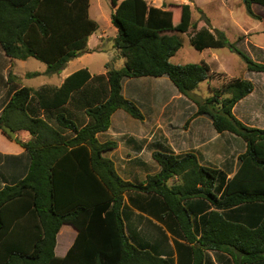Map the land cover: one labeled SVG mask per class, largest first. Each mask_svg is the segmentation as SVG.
Returning <instances> with one entry per match:
<instances>
[{"label": "trees", "instance_id": "16d2710c", "mask_svg": "<svg viewBox=\"0 0 264 264\" xmlns=\"http://www.w3.org/2000/svg\"><path fill=\"white\" fill-rule=\"evenodd\" d=\"M111 3L113 45L122 51V67L107 63L99 75L80 68L59 86L15 87L0 112V130L6 125L31 136L14 139L29 158L25 175L0 189V264H264V128L247 126L232 112L253 83L231 78L211 87L208 97L195 96L199 83L212 76L209 64L170 62L182 46L179 34L194 26L190 5ZM243 3L259 18L251 5L264 8V0ZM88 8L89 0H0V48L10 59L34 57L45 62L46 73H59L88 51L98 28ZM190 42L200 51L228 46L247 70L264 73V63L229 44L222 32L203 29ZM162 75L217 132L245 142L231 177L200 164L192 152L155 150L159 171L133 182L103 156L117 144L99 142L96 134L108 129L115 110L143 119L123 96L121 80ZM70 106L80 108L87 121L75 120ZM62 224L77 234L60 257L54 248Z\"/></svg>", "mask_w": 264, "mask_h": 264}, {"label": "rangeland", "instance_id": "374dc122", "mask_svg": "<svg viewBox=\"0 0 264 264\" xmlns=\"http://www.w3.org/2000/svg\"><path fill=\"white\" fill-rule=\"evenodd\" d=\"M147 2L154 6H161L163 4L173 9L183 3L184 0H147ZM185 3L190 5L191 22L194 26L187 32L179 34L182 46L170 58V62L173 64H186L205 61L209 64L212 74L211 78L199 83L194 90V95L200 98L208 97L211 94V87H221L224 81L231 78L250 80L253 83L252 92L236 103L233 108V113L248 126L264 128V73L247 70L246 64L240 54L228 46L205 48L200 51L195 49L190 42L191 37L203 29H207L214 34L219 31L224 33L229 44H234L238 50L252 60L264 63V8L257 4L251 5L254 14L259 17L255 18L247 13L242 0H185ZM113 9L111 0H90L89 16L97 22L98 28L90 36L89 45L91 48L90 50L88 49L89 53L88 51L84 52L80 56L70 60L59 73H46L47 66L45 62L34 57H28L26 59H11L13 63L5 69V76L8 78L11 75L12 81L10 82L14 80L13 86L22 85L38 89L42 85L58 86L60 76L70 74L80 68H87L91 75H99L98 73L106 69L105 65L107 63L111 67H122L124 64L122 51L113 45V38L117 34V29L110 21V15ZM97 45L99 46L96 47ZM4 55L0 48V69L8 64L9 58ZM132 83L137 85V105L141 107V112H144L146 115L148 113L147 106L143 100L142 92L145 95L144 88H148V85L154 87L156 80L153 78H137ZM5 87H7L6 82H4L0 90L3 91ZM176 91L174 85L169 82V88H166L168 95L177 93ZM147 92L148 94L150 93L149 90ZM3 97L4 95L1 94L0 99L2 100ZM76 109L80 110L78 107H69V111H72L73 118L81 122L83 113L81 110L77 113ZM117 112L125 115L126 119H128L129 126L134 127L137 124V138L141 133L140 128H142V132L149 129L148 124H142V121L135 120L123 110ZM183 112L184 115H187L189 111ZM252 114L255 116H252ZM205 117L207 119L206 124H208L209 117ZM180 118L182 119V123L185 122L183 115ZM212 129V125L209 124L207 128L208 136H210L209 132L213 131ZM17 135L22 137V131H18ZM225 138L229 139V141H225V147L229 153H239L244 150L245 143L240 137L234 134H224L221 139ZM117 139L121 140L120 137H117ZM149 153L150 149L146 148L142 153L144 157L142 159L150 162L151 156ZM118 156L119 154L116 155V157ZM232 159L234 161L235 155L232 156ZM132 167H135L137 174L136 178H129L133 182L144 180L145 173L151 172L148 164ZM56 241L54 253L57 256H62L63 254L58 247L65 242L68 243L69 239H56Z\"/></svg>", "mask_w": 264, "mask_h": 264}, {"label": "crops", "instance_id": "0c3cea01", "mask_svg": "<svg viewBox=\"0 0 264 264\" xmlns=\"http://www.w3.org/2000/svg\"><path fill=\"white\" fill-rule=\"evenodd\" d=\"M89 4H90V0H89ZM113 8L115 7L113 6ZM88 14H89V8H88ZM89 41L90 38L88 40V49L90 50L91 47L89 45ZM98 46L99 45H97L96 47ZM12 63L13 60L9 58L8 64L4 66L2 69H0V81H1L0 88L2 87L4 82H6L7 84V87H5L3 91L0 90V95L1 94L4 95L3 99L2 100L0 99V112L4 104L8 101L13 89L15 87L22 86V85L17 86L15 84H14L15 86H13L14 80L13 82L7 81V76H5L6 74H4L5 73L4 71ZM105 71L106 69L102 70V72L98 74L101 73L105 74ZM67 75L68 74H65L59 77V85ZM164 76L166 75H162L158 77H153V76L124 77L121 80V92L123 96L125 98L132 100L136 105H137V85L133 84L132 82L134 80H137V78L139 79L153 78L154 80H156V85L154 87L148 85V88H144L143 91L145 95L142 92L143 100L145 102V105L147 106L148 113L145 115V113L142 112L143 119H141L140 121H142V124L144 123L148 124L149 129L145 132H142V128H140L141 133L137 138V131H138L137 124L134 127L129 126L128 119H126L125 115L117 112L121 109L115 110L111 115L108 129L106 131L99 132L96 134V137L99 142L113 140L117 144L116 148L106 151L105 153H103V156L112 160L116 172L121 178L125 180H129V178L131 177H135V178L137 177L136 176L137 174L135 172V167L132 166L138 167V165L148 164L151 169V172L145 173V177L148 174H154L158 172L160 167L151 156L152 152L155 150L170 152L175 155H182L185 154L186 152H192L196 155L197 160L200 164L212 168L220 169L226 173L227 178L231 177L238 166L237 156L238 154L242 153L245 150V148L243 151L239 153L236 152L229 153V151H227L225 147V141H229V139L228 138L221 139V138L224 136V134H232V133L226 131L217 132L214 129L210 118H209V123L206 124V120H207L205 117L206 115H196L195 112L197 110V106L195 105V103L185 95L181 94L180 92L176 91L177 93L168 95V93L166 92V88H169V82L171 81L169 80L168 76L167 77ZM148 90L150 92L149 94L147 92ZM137 106L139 107V109H141L139 105ZM76 110L77 113L80 112L79 109ZM183 111H189V112L187 115L186 114L184 115ZM254 114H252V116L256 115ZM181 115L185 117V122L183 123L181 122L182 121V119L180 118ZM135 120H139V119H135ZM86 121L87 118L81 116V122L83 123ZM209 124L212 125L213 128L212 129L213 131L209 132L210 136L207 135L208 132L207 128ZM18 131H22L23 134L22 137L17 135ZM18 131H15L16 137L20 138L22 141H28L31 138L30 134L27 131L25 130H18ZM117 137H120L121 140H118ZM14 139L5 136L0 131V189L4 185L13 184L18 179L23 177L26 173V169L29 163V158L26 154L25 149ZM146 148L150 149V153H149L151 156L150 162L148 160L145 161L144 159H142L144 158L142 156V153ZM117 154H119L118 157H116ZM234 155H235V159L233 161L232 156ZM135 212L138 211L135 210ZM148 218L152 221L151 223H154L155 225H161L154 218L152 217H148ZM150 233L151 235H154L155 231H151ZM76 234L77 231L75 230V228L69 224H62L61 227L59 228L58 232L56 233L55 239H63V240L69 239L68 241L69 244L67 242H65L67 243L65 244L63 241L64 244L58 247L60 248V252L63 255L66 253L67 249L72 244L73 240L76 237ZM167 235L170 237V234L168 232ZM210 254L212 258H214L212 252H210Z\"/></svg>", "mask_w": 264, "mask_h": 264}, {"label": "water", "instance_id": "95a60500", "mask_svg": "<svg viewBox=\"0 0 264 264\" xmlns=\"http://www.w3.org/2000/svg\"><path fill=\"white\" fill-rule=\"evenodd\" d=\"M5 136L8 135L11 139H14L16 137V133L13 129H11L9 126L3 125L2 129L0 130Z\"/></svg>", "mask_w": 264, "mask_h": 264}]
</instances>
